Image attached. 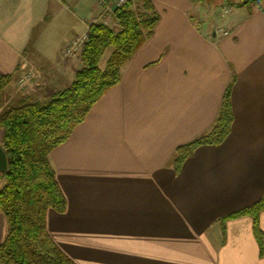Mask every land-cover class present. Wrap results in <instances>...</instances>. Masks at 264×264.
Wrapping results in <instances>:
<instances>
[{"label":"crops","instance_id":"obj_1","mask_svg":"<svg viewBox=\"0 0 264 264\" xmlns=\"http://www.w3.org/2000/svg\"><path fill=\"white\" fill-rule=\"evenodd\" d=\"M153 2L152 35L50 154L67 204L48 211V231L77 264H264L250 216L226 220L225 234L219 221L264 191V6L209 0L216 19L200 26L190 16L197 2ZM102 9L98 0H0V75H12L3 100L24 63L48 93L68 86L81 61L62 49ZM233 76L230 134L176 171L175 149L211 127ZM6 232L0 212V243Z\"/></svg>","mask_w":264,"mask_h":264},{"label":"trees","instance_id":"obj_2","mask_svg":"<svg viewBox=\"0 0 264 264\" xmlns=\"http://www.w3.org/2000/svg\"><path fill=\"white\" fill-rule=\"evenodd\" d=\"M262 1L227 3L249 8ZM112 16L116 28L104 22L90 24L89 39L79 55L81 66L68 86L44 99L22 95L6 103L0 96L1 146L8 155V168L0 187V212L7 220V232L0 243V264H77L57 245L47 228L48 211L62 212L67 204L50 154L85 120L100 97L119 83L124 65L152 35L160 20L153 0H125ZM107 49L111 52L102 66ZM234 78L211 127L175 149L172 163L176 171L199 146L220 144L230 134ZM11 81V74L0 75V94ZM263 211L264 191L255 203L220 217L223 233L226 220L250 216L260 254L264 256V230L260 225Z\"/></svg>","mask_w":264,"mask_h":264},{"label":"built area","instance_id":"obj_3","mask_svg":"<svg viewBox=\"0 0 264 264\" xmlns=\"http://www.w3.org/2000/svg\"><path fill=\"white\" fill-rule=\"evenodd\" d=\"M125 0H98V4L102 6V11L94 15L87 23V28L84 32L74 35L67 44L63 47L62 53L64 57L72 58L80 55L84 44L89 39L90 24L95 22H104L108 24V18L113 15L116 7L122 5ZM230 9L228 8L227 11ZM224 15V14H222ZM22 74L19 73L17 83L21 88L29 87L31 89L42 88L46 84V79L42 72L35 66L24 63L21 67Z\"/></svg>","mask_w":264,"mask_h":264},{"label":"rangeland","instance_id":"obj_4","mask_svg":"<svg viewBox=\"0 0 264 264\" xmlns=\"http://www.w3.org/2000/svg\"><path fill=\"white\" fill-rule=\"evenodd\" d=\"M195 2H197L198 4L195 6V8H193L191 11H190V16L194 17L195 19H197L198 21V25H202L204 26L206 21H204V19L202 18L204 15L206 17H208V19H206L207 21H211V19L215 20L216 19V15H215V11L212 10L210 11L209 8H207V3L209 0H192ZM250 7L249 8H253L255 6H258V7H261L263 8L264 6V0L259 3V4H252V5H249ZM222 15V14H221ZM223 17V15H222ZM108 24L111 25L112 27H117L116 26V23H115V20L113 18V16L109 19L108 18ZM111 52V49H107L101 59V65L103 66L105 61L107 60L109 54ZM80 56H76V57H72L71 59H80L79 58ZM62 59V58H61ZM70 59V58H69ZM33 66V65H32ZM22 70H20V74H22ZM19 76V75H18ZM49 88H52L51 85L49 86ZM11 90V85H7L5 87V89L3 90V92H1L0 96H1V99H7L8 97H10L9 93ZM14 96H12L11 100H14L16 99L17 97L19 96H22V95H28V96H31V98H39V99H44V98H48L52 93H48L47 91V84H44L42 86V88H39V89H31L29 87H26V88H21L18 83L17 85L15 86V90H14ZM21 93V94H19ZM11 100H8L6 103L10 102Z\"/></svg>","mask_w":264,"mask_h":264},{"label":"water","instance_id":"obj_5","mask_svg":"<svg viewBox=\"0 0 264 264\" xmlns=\"http://www.w3.org/2000/svg\"><path fill=\"white\" fill-rule=\"evenodd\" d=\"M8 168V155L0 145V173L5 174Z\"/></svg>","mask_w":264,"mask_h":264}]
</instances>
